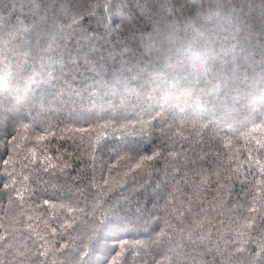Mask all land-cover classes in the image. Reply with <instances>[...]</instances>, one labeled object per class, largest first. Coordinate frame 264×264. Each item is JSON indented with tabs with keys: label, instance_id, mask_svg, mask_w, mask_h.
Wrapping results in <instances>:
<instances>
[{
	"label": "trees",
	"instance_id": "1",
	"mask_svg": "<svg viewBox=\"0 0 264 264\" xmlns=\"http://www.w3.org/2000/svg\"><path fill=\"white\" fill-rule=\"evenodd\" d=\"M0 264H264V0H0Z\"/></svg>",
	"mask_w": 264,
	"mask_h": 264
}]
</instances>
